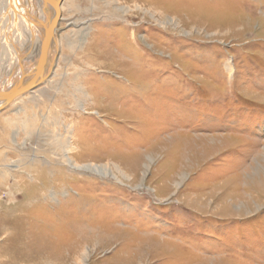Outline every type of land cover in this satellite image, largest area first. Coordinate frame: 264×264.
I'll list each match as a JSON object with an SVG mask.
<instances>
[{"label": "rangeland", "instance_id": "obj_1", "mask_svg": "<svg viewBox=\"0 0 264 264\" xmlns=\"http://www.w3.org/2000/svg\"><path fill=\"white\" fill-rule=\"evenodd\" d=\"M115 1L133 42L99 22L104 0H74L95 66L64 41L42 94L0 121L17 129L0 135V264H264V0ZM68 129L76 169L54 156Z\"/></svg>", "mask_w": 264, "mask_h": 264}, {"label": "bare ground", "instance_id": "obj_2", "mask_svg": "<svg viewBox=\"0 0 264 264\" xmlns=\"http://www.w3.org/2000/svg\"><path fill=\"white\" fill-rule=\"evenodd\" d=\"M104 4V11H106L107 14L103 16L99 22L104 24V22L106 23L107 21L106 24L110 26V24H114L115 21L121 20L120 24L129 31V39L133 42L134 35H132V23L129 16H127L129 15L128 12L131 11V7L122 2L121 4H116L115 0H104ZM73 6L74 0H0V27L2 28V30L0 29V41L2 42L0 45V53L2 54V59H0V74H2V70H4L3 72H7L6 77L0 75V121L7 114L13 113L18 115L19 112L22 111L26 101L38 99L36 96L42 94L44 86L50 81L52 75L55 74L56 66L60 67V48L64 41H68V46L73 49L75 53L74 60L79 61L76 65L75 61H72V59L71 63L69 62L74 69L79 70L81 73L89 71L88 67L95 66V61L97 59L93 56L96 55L94 54V45L97 41L98 28L94 25V21H92L90 25L84 24L85 22H83V27L74 31V29H72L74 27L71 25L72 21L68 19L69 17L67 18L66 15H64L65 12H69ZM136 7L137 11L143 8L140 6ZM148 12H151V16L154 20L157 19L155 12ZM112 16H115V18L111 19ZM62 22H65V28H67V30L61 32L59 35L58 32L62 30L60 27ZM111 56V58L115 59V56L112 54ZM64 60L66 59H63V61ZM113 62L114 61H111L109 65H112ZM14 67L17 73L10 76V71H12ZM225 67L228 73L232 74L233 67L230 61L226 63ZM87 74H89V72ZM31 81L37 83L34 88L17 95L9 93V91L14 88L29 85ZM75 86L70 95L78 97L77 94H83L84 91L81 85L78 84V86ZM60 90H62V88ZM75 91L76 93H74ZM85 91L87 93L85 95L90 97L91 106L99 105L97 99H95L94 92L92 93L89 90ZM64 93L67 92L65 91ZM73 107L75 108V106ZM81 108L83 110L85 106L82 104L80 109ZM78 110H76V112ZM92 113L96 114L98 111H93ZM16 131L17 129L9 125L0 126V135H6L5 137L10 142H13ZM67 132L68 135L71 133L69 129ZM3 137L0 138V145H2ZM79 143L78 137L72 141L71 135H69L65 138V142L61 143L60 153L54 156L65 157L64 160L70 168L76 169L78 166L73 164L71 156H77L78 152H80L82 147Z\"/></svg>", "mask_w": 264, "mask_h": 264}, {"label": "water", "instance_id": "obj_3", "mask_svg": "<svg viewBox=\"0 0 264 264\" xmlns=\"http://www.w3.org/2000/svg\"><path fill=\"white\" fill-rule=\"evenodd\" d=\"M53 9H54V7H53ZM48 38H49V36H48ZM36 84H37L36 82H32L31 81L29 85L23 86V87L14 88L11 91H9V93L12 94V95H17V94L23 93L25 91H28V90L34 88L36 86Z\"/></svg>", "mask_w": 264, "mask_h": 264}]
</instances>
